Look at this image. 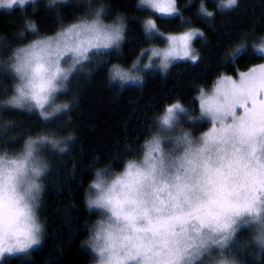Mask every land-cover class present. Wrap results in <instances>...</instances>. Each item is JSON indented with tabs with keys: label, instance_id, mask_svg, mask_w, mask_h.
<instances>
[{
	"label": "clouds",
	"instance_id": "clouds-1",
	"mask_svg": "<svg viewBox=\"0 0 264 264\" xmlns=\"http://www.w3.org/2000/svg\"><path fill=\"white\" fill-rule=\"evenodd\" d=\"M211 3L0 0V264H36L50 240L42 264H60L65 233L84 264H264V28L239 31L187 99L129 98L107 144L86 148L73 116L101 70L114 101L180 65L207 72L208 33L185 10L214 29L241 7Z\"/></svg>",
	"mask_w": 264,
	"mask_h": 264
},
{
	"label": "trees",
	"instance_id": "trees-1",
	"mask_svg": "<svg viewBox=\"0 0 264 264\" xmlns=\"http://www.w3.org/2000/svg\"><path fill=\"white\" fill-rule=\"evenodd\" d=\"M119 2L123 4L125 0H119ZM209 3L210 7L214 6L211 0ZM194 8L195 4L193 8L186 9L185 14L190 16L194 23L204 27L208 33L209 44L207 46L198 45L205 54L203 63L208 65V71L206 72L203 68L180 65L173 69V74L169 75L167 81H162L159 76L149 79L143 95H140L136 89H127L119 101H114L115 93L106 88L102 75L103 70H101L84 90L80 108L73 113L75 120L80 124V131L86 148L94 147L100 141L105 144L110 142L112 135L119 131L120 122L127 118L133 107L128 103L129 98L137 99L135 107L148 111L151 110V106L159 105L164 98H170L176 93L184 95L187 99L190 95V83L193 80L205 79L211 74L219 53L231 39L236 37L239 31L252 26L253 23L258 30L264 28V0H241V7L235 12L225 15L217 14L214 29L207 28L203 21L194 16ZM14 16L18 19L19 14L16 13ZM11 19V17H0V28L9 29L11 25L7 22ZM42 19H44L43 16ZM161 23H167L168 27H175L176 21H161ZM132 27L135 35L130 33V41L125 44L126 56L130 54L129 49L134 54L142 41L138 25L133 22ZM247 60L248 57L242 58L241 64ZM131 122L132 124L138 123L136 115L132 117ZM93 123L96 125L95 130L90 131L89 125ZM61 238L64 240V253L60 257V264H84L86 256L78 247L79 238L69 241L67 233ZM54 243L50 240L41 252L33 254L36 264H42L44 257L54 254ZM10 264H19V261L14 259Z\"/></svg>",
	"mask_w": 264,
	"mask_h": 264
},
{
	"label": "snow or ice",
	"instance_id": "snow-or-ice-1",
	"mask_svg": "<svg viewBox=\"0 0 264 264\" xmlns=\"http://www.w3.org/2000/svg\"><path fill=\"white\" fill-rule=\"evenodd\" d=\"M257 70H254V72ZM261 75H264V69L259 70ZM241 89H247L249 91L250 96L252 95L253 89L251 86V83L249 81H243L242 84L240 86H237ZM258 102V94H256V97L253 98V103H257ZM260 103H264V101H261Z\"/></svg>",
	"mask_w": 264,
	"mask_h": 264
}]
</instances>
